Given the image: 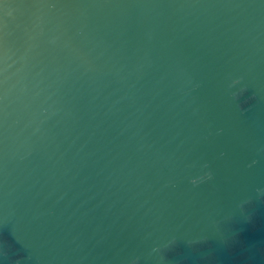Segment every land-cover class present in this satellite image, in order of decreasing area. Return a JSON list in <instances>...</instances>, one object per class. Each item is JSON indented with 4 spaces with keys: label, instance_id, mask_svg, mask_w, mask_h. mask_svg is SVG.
I'll return each mask as SVG.
<instances>
[{
    "label": "water",
    "instance_id": "1",
    "mask_svg": "<svg viewBox=\"0 0 264 264\" xmlns=\"http://www.w3.org/2000/svg\"><path fill=\"white\" fill-rule=\"evenodd\" d=\"M4 2L0 264H264V0Z\"/></svg>",
    "mask_w": 264,
    "mask_h": 264
},
{
    "label": "snow or ice",
    "instance_id": "2",
    "mask_svg": "<svg viewBox=\"0 0 264 264\" xmlns=\"http://www.w3.org/2000/svg\"><path fill=\"white\" fill-rule=\"evenodd\" d=\"M5 5H7V3H5L4 0H0V7L4 8Z\"/></svg>",
    "mask_w": 264,
    "mask_h": 264
},
{
    "label": "clouds",
    "instance_id": "3",
    "mask_svg": "<svg viewBox=\"0 0 264 264\" xmlns=\"http://www.w3.org/2000/svg\"><path fill=\"white\" fill-rule=\"evenodd\" d=\"M210 175V174H209Z\"/></svg>",
    "mask_w": 264,
    "mask_h": 264
}]
</instances>
